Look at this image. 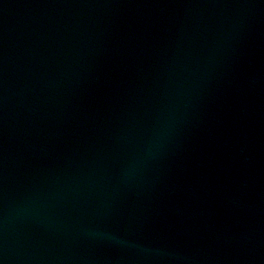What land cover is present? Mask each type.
Wrapping results in <instances>:
<instances>
[{"label":"water","instance_id":"water-1","mask_svg":"<svg viewBox=\"0 0 264 264\" xmlns=\"http://www.w3.org/2000/svg\"><path fill=\"white\" fill-rule=\"evenodd\" d=\"M0 264H264V0H0Z\"/></svg>","mask_w":264,"mask_h":264}]
</instances>
